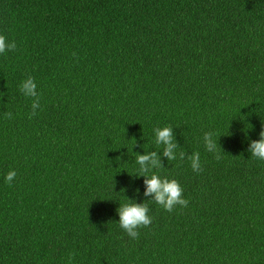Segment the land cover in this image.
Here are the masks:
<instances>
[{"label":"trees","instance_id":"1","mask_svg":"<svg viewBox=\"0 0 264 264\" xmlns=\"http://www.w3.org/2000/svg\"><path fill=\"white\" fill-rule=\"evenodd\" d=\"M0 34L17 44L0 54V264H264V161L248 151L264 129V0H0ZM149 151L189 205L148 202L132 239L117 209L151 199L135 161Z\"/></svg>","mask_w":264,"mask_h":264},{"label":"clouds","instance_id":"2","mask_svg":"<svg viewBox=\"0 0 264 264\" xmlns=\"http://www.w3.org/2000/svg\"><path fill=\"white\" fill-rule=\"evenodd\" d=\"M17 44L15 40L9 41L8 37L0 34V54H5L8 51H15ZM75 55V54H74ZM37 84L34 77L28 76L20 84V92L28 98H31V112L29 118L37 116V110L41 108V93L37 91ZM7 119H12L11 112H5ZM155 143L157 146H162L163 157L169 161L177 159V149L180 148L175 140L173 128L171 126L157 127L154 129ZM259 140L251 141L248 151L251 158L264 161V129L259 134ZM205 148L208 152L216 154V158H221L218 149L215 133L209 131L203 135ZM220 146V145H219ZM161 152L149 151L146 154H136L135 161L139 165V177H144V184L146 191L145 197L151 198L143 204L137 203L133 200L127 199L126 203L120 204L117 209L119 215V226L132 239H138L141 228H148L153 223V218L149 215L150 208L148 202H155L161 206L165 211L172 213L177 207L187 208L189 200L184 198V189L176 179H169L162 177L154 170L164 167L161 161ZM224 153V152H223ZM186 153L179 152V158L185 159ZM191 162V168L194 172H202V165L200 162V153L195 152L187 157ZM17 177L15 170H10L5 176V182L9 185ZM74 259V254L69 255V264Z\"/></svg>","mask_w":264,"mask_h":264}]
</instances>
